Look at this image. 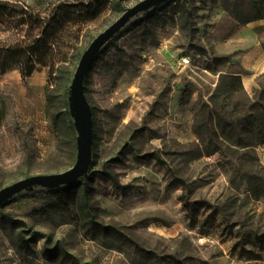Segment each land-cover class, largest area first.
Segmentation results:
<instances>
[{
	"label": "rangeland",
	"instance_id": "obj_1",
	"mask_svg": "<svg viewBox=\"0 0 264 264\" xmlns=\"http://www.w3.org/2000/svg\"><path fill=\"white\" fill-rule=\"evenodd\" d=\"M19 1L45 9L62 0ZM140 1L118 0V8L106 7L84 23L86 34L78 40L74 39L77 28L70 31L65 41L74 43L72 54L82 55ZM227 4L242 17L250 13L249 0ZM227 4L170 0L137 16L102 48L104 53L93 61L85 80L93 121L88 174L106 168L127 188L117 189L108 178L97 176L93 180L96 216L103 223L130 229L139 245L164 264H172L168 257L192 259L194 264H264V243L254 234L264 235V200L241 208L247 184L238 174L264 177V111L251 109L262 121L255 130L239 121L228 125L210 103L221 74L236 76L240 92L253 96L239 74L245 73L248 51L264 41V20L240 24L225 9ZM72 54L68 55L71 82L79 64ZM185 57L191 60L188 67L181 65ZM252 62L250 58L246 65ZM49 82L47 68L26 81L18 69L0 76V108L3 97L12 103L10 116L0 127V189L30 176L64 172L76 162V140L68 132L59 133L46 116ZM53 88L57 110L69 113V91ZM67 122L73 125L70 113ZM151 154L160 155L161 161L147 158ZM177 176L187 179L192 190L185 192ZM59 195L36 188L4 204L5 211L26 223L32 252L16 253L0 228V264H53L45 256L51 236L85 262L134 264L133 248L121 253L105 241L84 237L75 206H64ZM183 197L212 205L229 197L238 199L229 210L232 223L224 222L214 208L195 204L188 212ZM243 218L248 219L247 227L234 226Z\"/></svg>",
	"mask_w": 264,
	"mask_h": 264
},
{
	"label": "trees",
	"instance_id": "obj_2",
	"mask_svg": "<svg viewBox=\"0 0 264 264\" xmlns=\"http://www.w3.org/2000/svg\"><path fill=\"white\" fill-rule=\"evenodd\" d=\"M223 1L227 4L230 0ZM249 3L251 9L246 17L236 14V10H230V4L225 5V9L240 24L264 20V0H249ZM119 6L118 0H62L50 3L45 9H37L19 0H0V76L18 69L22 79L26 81L39 69H49L50 82L46 88V116L52 120L59 133H70L72 141L76 139L74 138V126L67 122L69 113L66 110H57L55 105L57 97L53 93L54 91H51L53 86V89L69 91L72 76L68 55L72 54L75 45L73 42L65 41V35L77 28L74 39L78 40L81 34H86L87 27L83 26L84 23L100 15L106 7L116 9ZM103 53L102 49L94 61ZM72 56V58H79L80 61L82 55L77 52ZM222 59L218 58L217 61ZM257 86L253 89V96H249L247 93L240 92L236 76L221 74L218 86L210 97V103L228 125L239 121L251 129H260L262 121L255 113L251 112V109L258 107L264 111V73L261 75ZM86 97L90 102L87 95ZM7 101L9 98L3 97L0 108V127L5 125L12 109V103L9 102L8 104ZM147 158L161 161L160 155L157 154L147 155ZM28 160H30L29 156L26 158V161ZM119 161L120 159H116L115 162ZM238 174L240 181L247 184V197L240 207L248 206L249 202L264 200V177L258 174L242 173L241 171H238ZM97 176L108 178L117 189L123 191L127 189L120 184L116 174L105 168L82 177L83 181L79 179L71 185L47 191L60 194L59 197L64 206H75L76 222L87 239L105 241L108 248L121 253L128 254L127 248H133L134 255L137 257L134 264H164L158 255L139 245L130 229L116 223L106 224L99 221L93 204V180ZM175 178L185 192L192 190L187 179L179 176ZM183 202L184 206L188 208V212L192 210L191 206L195 204L199 207L214 208L222 215L223 221L230 224L233 217L229 210L238 204V199L229 197L225 202L212 205L207 200L195 203L191 202L189 198L183 197ZM4 207L5 205L0 207L1 230L8 237L9 243L16 253L28 252L31 254L30 238H28L30 233L26 229V223L11 212L5 211ZM239 220V222L234 223V226L243 228L248 226V219ZM254 234L264 243V235H260L259 232H254ZM45 248L46 258L53 264H91L72 253L71 248H68L65 243L55 240L53 236L49 237ZM168 259L171 260L172 264H185L186 262L194 264L192 259L181 261L168 257L166 260Z\"/></svg>",
	"mask_w": 264,
	"mask_h": 264
},
{
	"label": "water",
	"instance_id": "obj_3",
	"mask_svg": "<svg viewBox=\"0 0 264 264\" xmlns=\"http://www.w3.org/2000/svg\"><path fill=\"white\" fill-rule=\"evenodd\" d=\"M170 0H142L127 9L112 25L100 33L82 54L69 87L68 106L77 133V157L72 168L61 173L35 175L0 189V207L21 192L36 188L53 190L71 185L86 177L92 166L93 121L92 108L85 95V80L94 59L132 19L150 13Z\"/></svg>",
	"mask_w": 264,
	"mask_h": 264
},
{
	"label": "crops",
	"instance_id": "obj_4",
	"mask_svg": "<svg viewBox=\"0 0 264 264\" xmlns=\"http://www.w3.org/2000/svg\"><path fill=\"white\" fill-rule=\"evenodd\" d=\"M258 38V37H257ZM264 41L261 39L253 45V48L248 51L246 58L243 61V68L245 73L239 74L245 84L246 90L252 92L256 87V78L259 74L264 73ZM253 62L251 65H246L249 59ZM248 59V60H247Z\"/></svg>",
	"mask_w": 264,
	"mask_h": 264
},
{
	"label": "built area",
	"instance_id": "obj_5",
	"mask_svg": "<svg viewBox=\"0 0 264 264\" xmlns=\"http://www.w3.org/2000/svg\"><path fill=\"white\" fill-rule=\"evenodd\" d=\"M181 65H182L183 67H188V66H190V65H191V60H190V58H189V57H185V58H183L182 61H181Z\"/></svg>",
	"mask_w": 264,
	"mask_h": 264
}]
</instances>
